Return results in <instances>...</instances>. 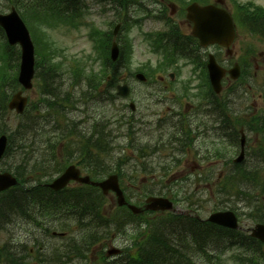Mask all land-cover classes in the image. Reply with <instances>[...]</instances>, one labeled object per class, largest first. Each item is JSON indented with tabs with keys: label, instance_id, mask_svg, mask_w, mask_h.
Returning <instances> with one entry per match:
<instances>
[{
	"label": "rangeland",
	"instance_id": "1",
	"mask_svg": "<svg viewBox=\"0 0 264 264\" xmlns=\"http://www.w3.org/2000/svg\"><path fill=\"white\" fill-rule=\"evenodd\" d=\"M238 1L243 3V2H246L248 0H238ZM252 1H254L256 4L264 7V0H252ZM19 2H21L22 5L27 8L28 20L30 22H37L41 26L45 24V22L42 19H40L42 12L38 11V8L35 6L33 0H23V1H19ZM88 4L90 5L91 3H88ZM107 5L111 6V4H109V3ZM10 7H12V3L9 4L7 2V0H0V11H2L3 13H7L10 10ZM90 13L92 14L93 12H90ZM97 16L98 15H94V14L89 15L86 18V21L95 24L98 22ZM65 27H66L65 25H61V26H58V28H55V29L52 28V30H50V32H49L51 37L48 36V38L56 46V49L57 48L63 49L64 54H66L68 57H73V55L79 56L83 53H88L90 50V46H89L90 44L86 38V31L87 30L86 29H80L79 31H76V30L67 31ZM43 33L47 34L46 32H43ZM49 33L47 35H49ZM41 37L43 38V36H41ZM123 37L125 39L128 38V32L127 31L123 32ZM130 39H131V42H134V45H137L138 49L141 52H144V49L147 50V46L145 44L139 42L141 40H138V35H136L135 30L131 31ZM247 45H250L249 41L246 42L243 45V47L246 48ZM251 45L254 47V44H251ZM256 46L258 47V49H260V50L262 49V51H260L261 54L259 56V63L255 64V66H257L258 70H259L256 72H257V74H260V70H263L262 77H261V78H263L264 77V45L260 46L259 43L256 42ZM57 56H58V59L60 60V56L59 55H57ZM148 57H150V56L147 53H145L142 56H140L138 53H136L134 61L136 64H143L145 59ZM253 68H255V67H252V65H251L249 70H253ZM178 84H176V85H178ZM175 86L170 87L169 91H167L166 96H165V100H157V99H159L158 96H154V97L147 96L146 88H144L142 86L135 85L133 97L136 100L137 110L132 114L133 116L131 117V119L132 120L135 119V121L140 120V122H138V123L140 125H144V124L149 123V121H152V119H154V118L153 117H147V116H144L142 114H146V113H150V112L154 111L155 113L162 115L166 109L170 108V106L169 107L167 106V105H169L168 101L174 100L175 96H177L176 94L178 92L175 91ZM24 95H26L28 97V99H30L31 101H34L37 97V93L35 92V89H32V90L26 92ZM142 95H144V98L149 97L150 100L143 102V104L140 103L138 100H141ZM88 102H89V100H86L85 102L83 101L82 103H88ZM254 102L256 103L257 106H259V101H258L257 97L254 98ZM113 103L115 104V106L113 107L112 112H115L116 114H122V115L128 114L127 110L124 107H122V104L126 105L127 101H124V100L119 101V99H116V101H113ZM97 105L98 104H93V107L97 106ZM147 105H148V107H147ZM94 110H95V108H94ZM110 112H111L110 109L105 110V113L107 116L110 114ZM75 116H77V115H75ZM15 120L17 121V118L14 116H11L9 118L7 124L10 128H12L15 125V123H16ZM125 139H126L125 128H122L120 131V134L118 136V139H117V140H119L117 142V145H126ZM142 141H144V140H142ZM128 150H129V147H128V149L125 150L127 152V156L130 155V152ZM192 163H193V161L186 162V166H187L186 169L178 170L175 174V177L181 178L185 174V172L188 170V168L191 167ZM211 206H212L211 203H209L207 200L205 203V207L207 209L206 210L207 212L211 209ZM178 209L182 210L183 208L179 207ZM242 222H243L242 223L243 226L245 225L246 227H251V223L244 221V220H242ZM19 235L26 236V234L23 232H19ZM123 243H124L123 238H119L115 241V245L117 247H122Z\"/></svg>",
	"mask_w": 264,
	"mask_h": 264
},
{
	"label": "bare ground",
	"instance_id": "2",
	"mask_svg": "<svg viewBox=\"0 0 264 264\" xmlns=\"http://www.w3.org/2000/svg\"><path fill=\"white\" fill-rule=\"evenodd\" d=\"M76 87L81 86V82L77 81L75 83ZM60 93H62V90H60L58 92L57 95H59ZM101 103L104 105H107L106 100L103 98L101 100ZM86 111L89 112H93L94 107H93V103H89L88 105L83 107ZM199 112H202L201 110ZM42 122L41 121H36V122H32L29 125L24 126V128L28 129V128H39L41 126ZM130 137H133L132 142L134 144H136V142H138L141 146H147L149 144L148 140H144L142 141L141 139L135 137V135L132 133V131H128ZM119 136V132L117 130H113V131H108L106 129H104V123L99 121L96 123L92 124V127H86L83 126L81 127V138L85 139V145L87 146V148H84V150H87L88 147L91 148H99V151L102 154H106V150H105V146H109L112 145L116 142V140L118 139ZM149 140H155V138L153 137H149ZM128 166H130V161L128 159ZM86 171L93 173L98 169V166L92 161V160H88L87 164H86ZM84 167V168H85ZM246 169L249 170V165L246 166ZM99 172L101 173V168L99 167ZM46 196H48V192L46 194ZM68 199L73 201L76 204L82 205L80 207V213L79 215L76 217L77 220L82 219L84 216L88 217L92 212H93V198L91 196L88 195H83V194H76V195H71L68 196ZM52 202L54 205H58L60 203V199L58 197H54L52 198ZM40 203H38L37 205V211L39 213L40 211ZM51 210H54V207L51 206ZM26 221H28L29 219L26 218ZM96 223V222H94ZM189 226L193 229V230H197L199 227L193 223L188 222ZM186 226V220L183 219L181 221V228H185ZM173 230L177 231V228H173ZM208 237H211V234L208 235ZM157 238L160 241H163L162 237L159 236L157 234ZM96 239V238H95ZM94 239V240H95ZM154 243L157 244L156 239L154 240ZM159 250L165 252V253H170V247L168 244L166 243H161L158 247ZM147 250H149V248L147 247H137V249L135 250V254H136V261L141 259L142 257H144L147 254ZM155 257H152L151 259L148 260H141L139 262V264L141 263H145L147 261H154ZM173 260L179 261L180 257L178 254L176 253H170L169 255L163 257L162 259H159V261H157L159 264H170ZM177 264H181V262H177Z\"/></svg>",
	"mask_w": 264,
	"mask_h": 264
},
{
	"label": "trees",
	"instance_id": "3",
	"mask_svg": "<svg viewBox=\"0 0 264 264\" xmlns=\"http://www.w3.org/2000/svg\"><path fill=\"white\" fill-rule=\"evenodd\" d=\"M4 85V84H3ZM2 88H3V86H0V96L1 95H3L2 94ZM20 177L22 176V175H19ZM14 194H16V191L14 190ZM13 192H10V193H8L7 195H5V201H6V206L8 207V208H11L13 205H14V202H15V200H16V196L15 197H12L13 195ZM17 195V194H16ZM52 198H54V197H52ZM158 255H160L159 254V252H158ZM161 256V255H160ZM159 261V260H158Z\"/></svg>",
	"mask_w": 264,
	"mask_h": 264
}]
</instances>
